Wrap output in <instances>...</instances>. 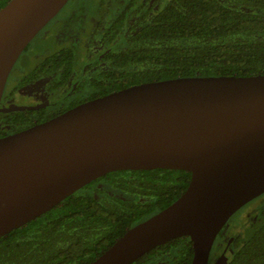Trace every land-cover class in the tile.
<instances>
[{
	"label": "water",
	"instance_id": "water-1",
	"mask_svg": "<svg viewBox=\"0 0 264 264\" xmlns=\"http://www.w3.org/2000/svg\"><path fill=\"white\" fill-rule=\"evenodd\" d=\"M67 1L0 8V98L19 53ZM156 168L189 172L186 188L90 264H132L183 236L190 264H210L229 218L264 193V73L144 81L0 138V237L109 172Z\"/></svg>",
	"mask_w": 264,
	"mask_h": 264
},
{
	"label": "trees",
	"instance_id": "trees-1",
	"mask_svg": "<svg viewBox=\"0 0 264 264\" xmlns=\"http://www.w3.org/2000/svg\"><path fill=\"white\" fill-rule=\"evenodd\" d=\"M139 4L129 39L115 53L116 77L124 72L116 88L178 76L264 73V0ZM189 179V172L163 168L100 176L0 237V264H90L127 228L174 201ZM233 237L227 264H264V208ZM191 244L185 236L171 239L132 264H190Z\"/></svg>",
	"mask_w": 264,
	"mask_h": 264
},
{
	"label": "flooded vegetation",
	"instance_id": "flooded-vegetation-1",
	"mask_svg": "<svg viewBox=\"0 0 264 264\" xmlns=\"http://www.w3.org/2000/svg\"><path fill=\"white\" fill-rule=\"evenodd\" d=\"M8 1L0 0V8ZM141 1L68 0L26 44L7 74L0 98V138L132 85L116 88L124 72L121 79L116 77L115 53L129 39L128 22L131 14L137 18L135 4ZM218 237L210 264L225 249L231 251L234 237L222 231Z\"/></svg>",
	"mask_w": 264,
	"mask_h": 264
},
{
	"label": "rangeland",
	"instance_id": "rangeland-1",
	"mask_svg": "<svg viewBox=\"0 0 264 264\" xmlns=\"http://www.w3.org/2000/svg\"><path fill=\"white\" fill-rule=\"evenodd\" d=\"M69 5V4H68ZM63 13L59 14L61 16ZM264 208V193L259 195L258 197L252 199L245 205H243L240 209H238L228 220L226 225L222 228V233L225 232L227 236H233L237 232H240L244 225L250 219V216L254 214L256 211ZM217 240V239H216ZM216 243V241H215ZM220 242L216 246V250L219 247ZM215 246V244H214ZM213 246V247H214ZM213 250V249H212ZM217 253V252H216Z\"/></svg>",
	"mask_w": 264,
	"mask_h": 264
}]
</instances>
